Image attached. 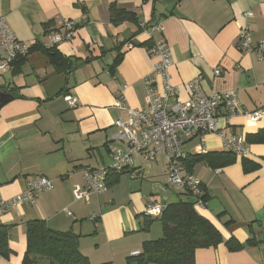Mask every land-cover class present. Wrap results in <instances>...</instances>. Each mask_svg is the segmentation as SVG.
Masks as SVG:
<instances>
[{"label": "crops", "instance_id": "0c3cea01", "mask_svg": "<svg viewBox=\"0 0 264 264\" xmlns=\"http://www.w3.org/2000/svg\"><path fill=\"white\" fill-rule=\"evenodd\" d=\"M111 4L134 13L136 21L112 25ZM245 13L251 16L244 17ZM0 17L28 47L44 44L50 33L45 25L60 32L62 22L69 21L76 28L74 36L56 48L71 60L88 61L69 74H58L42 53L33 51L23 56L20 69L10 65L0 71V92L14 96L0 107V197L9 202L23 194L29 178L44 177L52 184L31 204L9 207L0 216L1 226L9 228L12 251L7 259L0 258V264H21L26 224L33 220L78 235V249L90 264H136L131 254L162 236L161 224L159 229L152 226L154 221L145 226L144 209L152 202L163 207L176 203L179 196L166 185V165L159 166L156 159L147 164L135 157L133 169L114 175L116 181L105 192L79 200L73 196L75 187L84 185L87 170L109 166L112 147L124 149L115 140L114 122L127 119L118 94L127 108H144V79L158 61L142 46L151 39H163L169 49V74L179 102L188 100L186 86L197 78L207 94H236L239 114L228 124L219 120L224 133L244 140L264 134V116L253 123L242 114L264 107V58L243 53L238 46L242 26L249 27L253 43L264 40V0H0ZM153 24L163 32L141 29ZM129 39L132 47L114 49ZM118 54L121 59L111 72ZM215 69L220 71L217 76ZM156 85L160 89L159 79ZM66 95L75 98L74 108L67 106ZM202 141L206 154L225 152L213 134L206 133ZM197 142L182 139L186 157L197 155ZM247 145L246 159L256 170L244 173L237 156L230 165L199 162L190 170L207 197L202 207L194 209L222 238L214 247L195 250L193 264H264V143ZM152 164L155 171L162 168L159 174ZM147 165L148 177L140 178ZM180 166L188 172L184 163ZM217 168L220 174H215ZM231 239L238 244L234 250L226 246Z\"/></svg>", "mask_w": 264, "mask_h": 264}, {"label": "built area", "instance_id": "2783aa9c", "mask_svg": "<svg viewBox=\"0 0 264 264\" xmlns=\"http://www.w3.org/2000/svg\"><path fill=\"white\" fill-rule=\"evenodd\" d=\"M251 16L245 13L244 17ZM141 29L149 34H161L160 25L141 26ZM75 26L69 21H63L60 32L48 35L43 46L46 48L56 46L61 42L70 41L75 33ZM127 45V48L132 47ZM238 46L241 52L254 54L258 58H264V40L253 43L248 26H242L238 32ZM29 47L18 41L10 30L6 20L0 17V71L17 58L26 56ZM150 53L158 58L151 72L144 79L146 85V103L144 108H127L123 101L122 93L118 94L117 102L121 110L127 113L125 121L116 120L117 128L115 140L124 144V149L112 150L111 164L104 168L87 170L84 175V185L75 187L73 196L76 200L86 198L89 193H103L107 190L106 178L109 172L125 173L134 167V158L139 157L144 162H153L157 155H165L167 161L166 185L175 193H190L197 199L194 207H202L204 203L200 199L202 193L200 182L188 172H183L180 163L186 158L182 149V139H199L195 147L197 155H205L206 149L202 141L203 136L213 134L221 140L225 151L237 157H247L249 149L242 136L233 133H224L219 127V120L226 124L239 114L236 107V94L234 92L205 93L199 79H194L187 84L189 98L185 102L177 100V90L171 84L169 74L172 67L171 54L163 39L153 40L149 49ZM213 73L220 74L218 69ZM159 79L160 89L156 85ZM69 108L76 106V100L71 95L65 96ZM251 122L255 123L264 116V107L252 112H242ZM114 140V139H113ZM220 174L221 169L214 170ZM52 189L51 181L44 177H33L26 181L25 192L11 201L6 202L0 197V216L9 207H17L23 203L31 204L34 198ZM163 206L156 202L149 203L144 209V216L157 217L162 213ZM67 216L71 213L64 210ZM135 251L131 255L135 256Z\"/></svg>", "mask_w": 264, "mask_h": 264}, {"label": "trees", "instance_id": "16d2710c", "mask_svg": "<svg viewBox=\"0 0 264 264\" xmlns=\"http://www.w3.org/2000/svg\"><path fill=\"white\" fill-rule=\"evenodd\" d=\"M109 20L112 25L117 26L124 22L136 21V17L134 13L119 9L111 4L109 6ZM44 29L46 33L49 30V35L55 32H51L49 24L45 25ZM151 40L143 43L142 46H147L150 49ZM129 43L130 39L119 43L114 49L120 50ZM33 51L42 53L47 58L50 68L58 74H69L74 71L75 67L88 62L85 61L81 64L78 59L71 60V58L62 55L56 46L46 48L37 43L29 47L28 53ZM121 54L116 56L110 66L111 72L115 67L114 65L119 63ZM24 60L25 57H19L10 65L15 69H20ZM245 141H247L246 143H264V134L252 135ZM235 161L236 156L227 151L193 155L181 160L188 173L199 162H206L211 167H223L233 164ZM241 167L244 173L257 169V166L245 157L241 158ZM120 174L122 173L109 172L106 178L107 187L116 181V179L112 180L113 176L116 175L117 177ZM176 195L179 196V200L176 203L165 205L160 216H145L147 219L145 226L153 221L160 222L162 236L157 240L144 242L141 252L135 256L131 255V260H134L136 264H193L195 250L214 247L222 242L218 230L195 211L194 206L197 199L190 193H176ZM200 199L205 204L207 197L203 195V192ZM8 232L9 228L0 224V258L3 259H7L12 254L7 243ZM78 241L79 236L72 231H55L48 228L44 221H29L26 224V249L21 264H39V261H46L49 264H90L88 259L79 251ZM226 246L234 250L238 244L231 239L226 242Z\"/></svg>", "mask_w": 264, "mask_h": 264}, {"label": "rangeland", "instance_id": "374dc122", "mask_svg": "<svg viewBox=\"0 0 264 264\" xmlns=\"http://www.w3.org/2000/svg\"><path fill=\"white\" fill-rule=\"evenodd\" d=\"M196 139H198V138H196ZM198 144H199V142H197ZM123 146H124V144H122ZM165 158V155L163 156V155H157L156 156V160L157 161H159V166H161L162 167V164H163V166H164V164L166 165V167H165V170H166V172H167V164H166V158ZM148 164V163H147ZM155 164V163H154ZM151 167L153 168V172L155 173H158L159 174V171L162 169V168H159L157 171H155V165H151ZM153 174V173H152ZM140 178H146V177H148V175L147 174H145V173H143L142 175H140L139 176ZM170 190V189H169ZM171 192H173L172 190L171 191H169V193L170 194H172V195H174L175 193H171ZM174 197H176L175 195H174ZM152 226H155V227H157L158 229H159V226H160V223L158 222V221H154L153 223H152Z\"/></svg>", "mask_w": 264, "mask_h": 264}, {"label": "water", "instance_id": "95a60500", "mask_svg": "<svg viewBox=\"0 0 264 264\" xmlns=\"http://www.w3.org/2000/svg\"><path fill=\"white\" fill-rule=\"evenodd\" d=\"M14 99V96L11 95L10 93H4V92H0V107H2L3 105H5L6 103L12 101ZM138 168L140 167V164L137 162L135 164ZM145 169V173L148 174V170H149V166H142Z\"/></svg>", "mask_w": 264, "mask_h": 264}]
</instances>
